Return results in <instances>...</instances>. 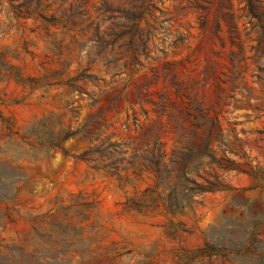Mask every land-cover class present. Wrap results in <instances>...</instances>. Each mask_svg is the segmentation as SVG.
Here are the masks:
<instances>
[{"label":"rangeland","instance_id":"374dc122","mask_svg":"<svg viewBox=\"0 0 264 264\" xmlns=\"http://www.w3.org/2000/svg\"><path fill=\"white\" fill-rule=\"evenodd\" d=\"M246 5L0 0V264H264Z\"/></svg>","mask_w":264,"mask_h":264},{"label":"trees","instance_id":"16d2710c","mask_svg":"<svg viewBox=\"0 0 264 264\" xmlns=\"http://www.w3.org/2000/svg\"><path fill=\"white\" fill-rule=\"evenodd\" d=\"M247 9H248V14L249 16H251V18L256 19L257 23L256 26L261 28L263 33H264V10L260 9V5H257L254 3L253 0H247ZM203 116H200V118H196V122H195V126L196 128L203 126L205 124V121L202 120ZM158 145V144H156ZM189 150H190V154L191 155H195V153H200V154H207L210 155V150H209V146L208 144H206L205 149L203 151L199 150L198 147H196L195 145H190L189 146ZM161 151H160V146L157 148V154L155 153V149L153 150V156L155 157V164H156V168L155 171L157 172L158 176L161 178V170L159 169V160L161 157Z\"/></svg>","mask_w":264,"mask_h":264}]
</instances>
